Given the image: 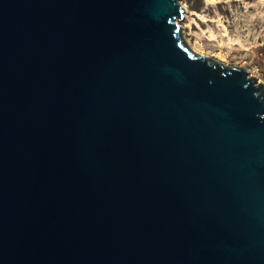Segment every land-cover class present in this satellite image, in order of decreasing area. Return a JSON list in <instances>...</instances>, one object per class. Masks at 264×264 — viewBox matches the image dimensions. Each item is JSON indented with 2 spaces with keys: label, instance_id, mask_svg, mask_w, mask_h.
<instances>
[{
  "label": "water",
  "instance_id": "1",
  "mask_svg": "<svg viewBox=\"0 0 264 264\" xmlns=\"http://www.w3.org/2000/svg\"><path fill=\"white\" fill-rule=\"evenodd\" d=\"M186 12L0 0V264H264V83Z\"/></svg>",
  "mask_w": 264,
  "mask_h": 264
},
{
  "label": "rangeland",
  "instance_id": "2",
  "mask_svg": "<svg viewBox=\"0 0 264 264\" xmlns=\"http://www.w3.org/2000/svg\"><path fill=\"white\" fill-rule=\"evenodd\" d=\"M183 38L200 55L264 83V0H180Z\"/></svg>",
  "mask_w": 264,
  "mask_h": 264
}]
</instances>
